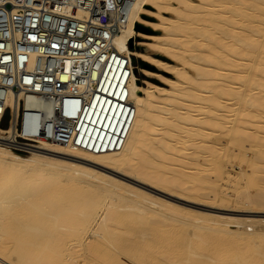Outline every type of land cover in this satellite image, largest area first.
Instances as JSON below:
<instances>
[{
  "label": "bare ground",
  "instance_id": "6f19581e",
  "mask_svg": "<svg viewBox=\"0 0 264 264\" xmlns=\"http://www.w3.org/2000/svg\"><path fill=\"white\" fill-rule=\"evenodd\" d=\"M157 1L163 0H138L135 17L149 3L161 8ZM183 1L219 9L233 4L236 21L231 29V21L221 19L226 26L221 28L222 37L233 41L234 48L242 46L240 51L249 48L254 52L236 57V72L222 73V79L240 83L234 85L236 103L222 102L225 107L233 105L230 125L220 121L227 116L221 112L214 115L216 122L196 131L168 125V107L171 98L178 97L177 91L148 81L142 86L133 72L129 95L135 111L120 149L90 153L50 144L29 154L1 149L0 264H129L124 260L128 258H134L135 264H177L183 259L185 264H264V218L251 214L225 217L188 208L181 202L150 196L115 175L132 176L187 202L215 207L231 201L223 196L219 181L222 163L233 146L231 156L246 179L236 199L264 207V33L248 25L246 30L243 23L250 15L264 17V0ZM134 19L115 39L121 53H132L126 38L135 32L138 20ZM251 34L261 38L260 42ZM170 37H157L166 43L152 45L168 49ZM138 55L168 70L179 69L154 56ZM159 76L175 90L183 85ZM211 77L200 74L201 79ZM229 88L233 91V86ZM182 110L186 111L178 116L187 119L191 106L184 103ZM219 128L228 137V145L217 141ZM142 160L156 172L141 173L138 164ZM164 166L174 168L180 179L163 182L158 174ZM90 229L104 241L88 245L85 234ZM109 244L122 254L116 256Z\"/></svg>",
  "mask_w": 264,
  "mask_h": 264
},
{
  "label": "built area",
  "instance_id": "2783aa9c",
  "mask_svg": "<svg viewBox=\"0 0 264 264\" xmlns=\"http://www.w3.org/2000/svg\"><path fill=\"white\" fill-rule=\"evenodd\" d=\"M137 2L0 0V150L123 146L137 67L115 39L140 20Z\"/></svg>",
  "mask_w": 264,
  "mask_h": 264
},
{
  "label": "rangeland",
  "instance_id": "374dc122",
  "mask_svg": "<svg viewBox=\"0 0 264 264\" xmlns=\"http://www.w3.org/2000/svg\"><path fill=\"white\" fill-rule=\"evenodd\" d=\"M181 1L184 5L177 4V0L157 1L162 9L164 8L167 12H175V15L171 16L169 14L156 12L159 20L151 23L156 32L151 36H146L145 41L142 42V45L146 47L145 49L148 52L145 54L151 55V52H155V54L151 56L172 65H176L179 69L175 71L168 70L167 68L152 63L145 57L138 55V53L143 52L132 50L135 53L134 64L137 67L138 82L140 85L145 86V83L148 81L158 86L167 87L175 92L177 91L178 97L171 98L172 104L168 107L170 113L167 116L171 119V122L166 120L167 123H169L168 125H176L182 128L184 126L196 131L205 127L208 123L216 122L214 115L218 114L217 112H221L225 113L227 116H224L220 121L226 122L225 125L229 126L232 115L234 114L233 105L225 107L222 102L230 101V103H236L237 100L234 98V91H236L235 86L240 85V83L239 80L233 78L222 79V73L224 70L235 71L236 67L233 64L239 62L236 61V57L241 58L240 55L243 53L253 54L254 52L249 48L240 51V49L243 48L242 46L238 45L234 48L233 41L222 37L221 28L226 26L221 24L223 23L221 19L228 18L231 21V24L229 25V28L231 29H233V22L236 21V18L233 19V4L227 5V9H219L218 6L189 5L183 0ZM189 1L197 4H205L207 0ZM263 19L264 17L261 16V14L258 16L250 15L249 19H243L245 29L248 30V27H252L257 31H260V33H264ZM141 21L146 22L143 19ZM246 25H248V27ZM166 35H171L168 40V49H160L159 47L152 45V43H166V39L162 40L157 38ZM137 37H139V33L135 32L134 36L131 38L130 44L132 43L136 45ZM252 39L255 42H260L261 38L253 34ZM221 46H224L225 48H222ZM236 53L240 54L236 55ZM160 54H165L166 57H162L163 55ZM144 62L153 65L155 68L150 69L145 67ZM214 70L215 75H212ZM145 71L148 72L146 73ZM202 73L207 75L211 74V79H201L200 74ZM159 75L178 80L182 82L183 85L178 87V90H175L172 85ZM230 86H233V91L230 90ZM184 103L188 106L190 105L192 108L190 112L191 114L186 116L187 119H182L178 116L180 113L186 111L182 110V105ZM219 132V138L217 141L228 145V137L222 134L220 128ZM232 153L233 146L231 147V150L228 151V154L222 163L224 166V172L219 181L223 196L230 197L231 201L228 203H219V205L217 204L215 207H211L209 203L205 205H197L198 203L187 202L186 200L170 195L169 192L166 193V191L161 190L158 186L138 181L132 176H120L116 173L115 175L148 192V194H151L150 196L164 198L172 202H181L183 203L181 204L182 206L188 208L189 206L190 208L195 206L206 212L223 214L225 217H244L245 215L251 214L257 216V218L263 219L264 207L243 204L239 199H236L239 196V193L245 189L246 179L241 176L240 166L237 165V161L233 160L231 156ZM144 160L147 163H151L147 159ZM138 167L143 174L148 175L149 171L156 172L147 169L143 160L139 162ZM175 172L176 170L174 168L164 166L159 172L158 177L162 178L163 182L166 178L168 181L180 179ZM147 175H143V177L149 179L150 176ZM162 184H164V186L168 185L165 183ZM206 191L207 190H205V192ZM251 191L253 193L257 192L255 188H251ZM100 218L101 217H98V219ZM230 225L233 226L232 228H237L236 223H230ZM91 230L92 229L85 234V242L88 245L95 241H104L101 234L94 233ZM75 246L76 245H73L71 249H74ZM109 247L116 256L122 254V251L116 249L113 245L109 244ZM124 260L129 264L136 263L134 258ZM176 263L185 264L186 259L177 261Z\"/></svg>",
  "mask_w": 264,
  "mask_h": 264
},
{
  "label": "water",
  "instance_id": "95a60500",
  "mask_svg": "<svg viewBox=\"0 0 264 264\" xmlns=\"http://www.w3.org/2000/svg\"><path fill=\"white\" fill-rule=\"evenodd\" d=\"M197 1H203V0H197ZM177 4L184 5L181 0H177ZM153 12H161V13L169 14L171 16L175 15V12H167L164 9L159 8V7L149 3L145 7L144 11L140 14V20H138L135 23V32L144 34L146 36H151L156 32L154 27L151 25V23L158 21L159 18ZM142 19L145 20L146 22L141 21ZM130 48L133 49L132 46H130ZM160 55H163L162 57H166L165 54H160ZM144 66L147 68H150V69L155 68L154 66H151L147 62H144Z\"/></svg>",
  "mask_w": 264,
  "mask_h": 264
},
{
  "label": "trees",
  "instance_id": "16d2710c",
  "mask_svg": "<svg viewBox=\"0 0 264 264\" xmlns=\"http://www.w3.org/2000/svg\"><path fill=\"white\" fill-rule=\"evenodd\" d=\"M145 38H146V35H144V34H141V33H139V37H137V43H136V45H134V44H130V46H132L133 47V50L134 51H138V52H143V53H148L147 52V50L145 49L146 47H144V45H142V42L143 41H145ZM137 50H136V49ZM151 55H154L155 54V52H151L150 53ZM151 65V64H150ZM151 66H153V65H151Z\"/></svg>",
  "mask_w": 264,
  "mask_h": 264
}]
</instances>
